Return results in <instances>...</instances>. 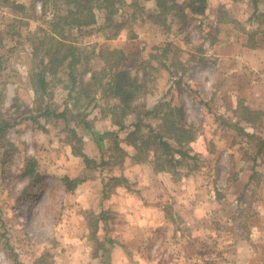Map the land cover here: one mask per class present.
I'll return each instance as SVG.
<instances>
[{"label":"rangeland","instance_id":"1","mask_svg":"<svg viewBox=\"0 0 264 264\" xmlns=\"http://www.w3.org/2000/svg\"><path fill=\"white\" fill-rule=\"evenodd\" d=\"M139 1L124 0L114 16L124 24L119 35L110 37L115 27L102 28L106 13L101 9L89 32L74 34L82 45L125 48L133 73L150 60L143 102L152 108L169 100L171 107L184 108L187 122L197 127L196 139L184 146L191 157L158 170L152 157L136 162L137 150L130 146L122 163L95 165L93 178L67 191L63 177H76L86 168L74 151L98 162L112 151L121 155L109 115L115 99L99 90L81 107L89 127L79 121L77 109L68 113V122L55 112L40 115L47 107L59 112L68 98V90L51 82L41 102L31 80L40 61L32 45L50 27L55 5L45 14L42 0H0V124L10 123L0 131V264H104L102 257H93L97 242L91 234L92 220L103 218L104 209L109 217L98 231L110 248L105 264L117 263L115 250L140 263L236 264L227 244L247 241L255 227L264 225V112L245 110L264 111V0H209L203 20L187 22L171 15L155 22L138 4L154 10L156 0ZM94 61L95 67L102 64ZM51 78L57 81L59 75ZM250 116L252 122L246 120ZM72 129L82 143L72 139ZM26 157L37 159L38 181L22 176ZM115 193L138 194L146 205L158 201L161 215L152 232L126 243V234L116 230L123 214L114 210L120 207ZM107 235L115 241L108 242Z\"/></svg>","mask_w":264,"mask_h":264},{"label":"trees","instance_id":"2","mask_svg":"<svg viewBox=\"0 0 264 264\" xmlns=\"http://www.w3.org/2000/svg\"><path fill=\"white\" fill-rule=\"evenodd\" d=\"M123 2L124 0H42L45 14L48 6L50 8V4L55 6L52 10L53 14L48 20L50 27L43 28L44 32L40 36V43L32 45L33 56L40 59L37 68L31 74L33 89L36 99L39 98L42 102L51 88V82H55V84L59 82L64 90H68V98L63 102L62 109H60L61 104L55 106V108L59 107V112L47 107L40 115L45 116L55 112V115L68 122V113L77 109V115L81 116L79 121L86 123L89 127L90 124L85 118L87 113L81 112V107L91 104L99 90L103 92V95L115 99V103L110 107L109 115L116 126V129L111 131L115 138L114 147L118 149V155H121L118 157L115 154L114 157L112 151L108 157H103L98 162L97 158L91 157L81 150L74 151V154L83 156L86 168L81 172L82 175L63 177V184L67 191H73L81 182L93 178L95 173L92 172V169L95 165L110 164L114 159L115 163H122L123 152H128L127 150L131 147L137 150L132 154V158L136 162H142L152 157L158 170H168L166 163L176 167L184 158L191 157L189 148L184 146L197 137V127L187 122L182 106L171 107V102L166 100L148 108L143 102V96L152 74L147 67L149 59L143 63L142 71L133 73L128 66L129 53L125 48L117 46L110 48L103 45L99 47L86 46V44L82 45L78 42L79 37L75 36L74 32L79 34L89 32L91 26L98 21V9L104 10L106 13V22L102 28L115 27L111 33L114 36H109L119 35L124 30V24L116 22L114 16L121 10ZM138 2L140 1L138 0ZM208 2L209 0H156L154 10H145L143 4H138V7L145 13V17L152 18L155 22H163L170 15L180 16L185 22L191 19L202 21L203 16L206 15ZM12 3L18 8H26L24 3L16 1ZM93 59H98L102 64L99 67L93 66L95 64ZM1 60L2 56H0V62ZM52 75L55 77L59 75L57 81L51 80ZM164 106L170 107L169 110L164 109ZM105 110H107L106 107H104ZM245 110L249 114L256 113L258 115L264 112L247 106H245ZM131 116L134 118L129 120ZM153 119L158 120L156 126L153 124ZM246 120L252 122L251 116L246 117ZM9 124V122L0 124V131L6 129ZM122 131L125 132V136H121ZM71 132L72 139L77 138L78 142H83V138L78 135L76 129H72ZM74 147L76 149L77 146L73 143ZM263 148L260 147V151ZM37 165L38 161L35 157L24 158L22 176L33 177L35 181H38L40 174L36 172ZM123 179L127 178L124 176ZM107 213L108 210L104 209L100 213L104 216L103 218L101 216L92 220L93 231L91 233L92 238L97 242L93 257H102L104 264L105 261L110 260V257L104 258L105 252L110 248H105L98 230L101 221H106V218L109 217ZM106 237L110 243L115 241L112 235ZM42 256L39 258L42 259Z\"/></svg>","mask_w":264,"mask_h":264},{"label":"crops","instance_id":"3","mask_svg":"<svg viewBox=\"0 0 264 264\" xmlns=\"http://www.w3.org/2000/svg\"><path fill=\"white\" fill-rule=\"evenodd\" d=\"M147 193H144L146 197H148ZM115 194L116 196L119 197V200L116 204L120 205V207L115 206L117 208H114V210H116V212H119L120 214H123V218L117 222L116 230H121L122 232L126 234L125 236V238L127 239L126 243L129 244V239H131L135 235L136 236L141 235L138 237L140 238L142 237V233L152 232V229L155 228L154 227L155 222L158 223L159 215H161V208L159 207L158 201H155L152 204L146 205L142 199V196L139 197L138 194H133V193H127V194L125 193L124 195L123 194L118 195V193H115ZM207 205H208L207 203L204 205L206 209H208L209 207ZM149 212L151 213V218L148 217ZM206 216L207 215L205 214V217ZM197 235L198 234L195 232L193 235V240L197 238ZM247 238H248L247 241L240 240V239L236 241H232L230 244H227L225 248L231 249V255L234 258L233 261L236 262V264H260L262 263L260 261L264 259V225L261 226L259 224L257 227H255L251 231V233L247 236ZM200 239H204V238H200ZM116 252L118 253L115 254ZM115 253H112L113 259L114 261H117V263L113 262V264H121L123 263L122 261H125L124 264H137V263L138 264H154V262L152 261L149 262L148 260H145V259L142 260L141 263L132 262L130 260L131 257H129L125 251L115 250ZM137 253L139 252L137 251ZM259 254L263 256V259L261 256H259L261 260L259 258H256V255H259ZM139 259H142V258L138 257V260ZM73 263L77 264L75 262Z\"/></svg>","mask_w":264,"mask_h":264}]
</instances>
